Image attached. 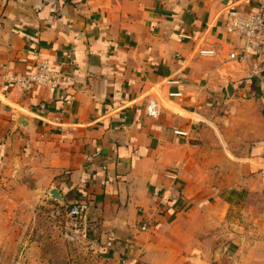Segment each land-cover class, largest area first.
Returning a JSON list of instances; mask_svg holds the SVG:
<instances>
[{
	"label": "crops",
	"instance_id": "0c3cea01",
	"mask_svg": "<svg viewBox=\"0 0 264 264\" xmlns=\"http://www.w3.org/2000/svg\"><path fill=\"white\" fill-rule=\"evenodd\" d=\"M231 9L256 11L257 0H0L5 217L53 204L55 188V204H89L87 243L111 264H264V213L249 218L264 199V132L248 150L247 187L222 195L206 166L223 103L245 91L264 127V52L227 34ZM242 51L248 59H230ZM41 61L58 87L2 90L9 71Z\"/></svg>",
	"mask_w": 264,
	"mask_h": 264
},
{
	"label": "rangeland",
	"instance_id": "374dc122",
	"mask_svg": "<svg viewBox=\"0 0 264 264\" xmlns=\"http://www.w3.org/2000/svg\"><path fill=\"white\" fill-rule=\"evenodd\" d=\"M262 73L264 75V71ZM241 93L237 99L239 108H235L237 100L223 103L210 116L217 120L220 142L216 143L215 135L205 138L208 145L207 173L211 176L212 185L222 186V195L225 196L231 191L223 188L247 187L248 166L252 164L248 150L252 149L264 132V127L256 122V101H248L250 98L245 91ZM248 117L253 118V123H248ZM236 194H240L233 196L238 211L239 207H246L249 192L244 190ZM4 203L0 198V264H111L101 259L96 248H92L87 241L78 239L72 242L62 234V228L71 222L66 216L70 205L43 202L29 214L15 211V217L6 218L7 209H1ZM253 205L257 208L252 210L249 218H259L256 213H264V199H257ZM91 232V227H88V236Z\"/></svg>",
	"mask_w": 264,
	"mask_h": 264
},
{
	"label": "built area",
	"instance_id": "2783aa9c",
	"mask_svg": "<svg viewBox=\"0 0 264 264\" xmlns=\"http://www.w3.org/2000/svg\"><path fill=\"white\" fill-rule=\"evenodd\" d=\"M225 30L229 35H238L246 40L247 45H256L264 50V0H257V9L253 12H243L237 9L228 11L225 17ZM182 39H191L187 35H181ZM203 55H211L213 52H201ZM231 60L248 59L246 51L240 54H230ZM61 75L52 72L49 64L45 61L39 62L33 71L29 73L17 74L9 71L2 81V90L5 92L18 91L23 94L31 93L36 89H54L60 85ZM151 117H158L161 113L159 105L151 101L147 108ZM183 135L181 133H177ZM89 212V204L85 201L74 203L67 209L66 216L71 220L70 223L62 228V234L72 242L81 239L87 241V232L84 227V220ZM147 226L142 227L146 231ZM92 248L93 244L88 243Z\"/></svg>",
	"mask_w": 264,
	"mask_h": 264
},
{
	"label": "water",
	"instance_id": "95a60500",
	"mask_svg": "<svg viewBox=\"0 0 264 264\" xmlns=\"http://www.w3.org/2000/svg\"><path fill=\"white\" fill-rule=\"evenodd\" d=\"M233 89L231 86H227L224 90H223V94L227 97L228 100H230L233 97ZM50 196L52 198V200H54L55 202L58 203H62L63 199L61 196V193L57 190V189H53L50 192Z\"/></svg>",
	"mask_w": 264,
	"mask_h": 264
},
{
	"label": "trees",
	"instance_id": "16d2710c",
	"mask_svg": "<svg viewBox=\"0 0 264 264\" xmlns=\"http://www.w3.org/2000/svg\"><path fill=\"white\" fill-rule=\"evenodd\" d=\"M260 51H261V52H264V50H260ZM80 197H82V195H80V194L77 195V199H80ZM77 202H78V201H77ZM75 203H76V202H75ZM73 204H74V203H73ZM73 204H71L70 207H71Z\"/></svg>",
	"mask_w": 264,
	"mask_h": 264
}]
</instances>
